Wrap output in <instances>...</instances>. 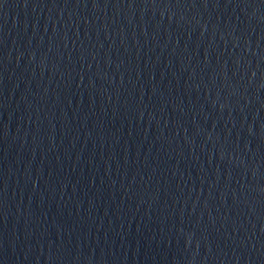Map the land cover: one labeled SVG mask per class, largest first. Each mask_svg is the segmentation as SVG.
Here are the masks:
<instances>
[{
    "label": "water",
    "instance_id": "obj_1",
    "mask_svg": "<svg viewBox=\"0 0 264 264\" xmlns=\"http://www.w3.org/2000/svg\"><path fill=\"white\" fill-rule=\"evenodd\" d=\"M0 264H264V0H0Z\"/></svg>",
    "mask_w": 264,
    "mask_h": 264
}]
</instances>
